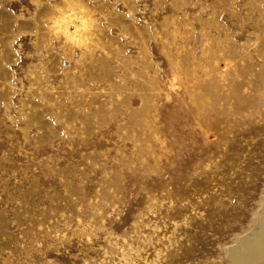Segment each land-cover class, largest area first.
Here are the masks:
<instances>
[{
    "label": "rangeland",
    "instance_id": "1",
    "mask_svg": "<svg viewBox=\"0 0 264 264\" xmlns=\"http://www.w3.org/2000/svg\"><path fill=\"white\" fill-rule=\"evenodd\" d=\"M264 201V0H0V264H228Z\"/></svg>",
    "mask_w": 264,
    "mask_h": 264
},
{
    "label": "bare ground",
    "instance_id": "2",
    "mask_svg": "<svg viewBox=\"0 0 264 264\" xmlns=\"http://www.w3.org/2000/svg\"><path fill=\"white\" fill-rule=\"evenodd\" d=\"M228 264H264V201L250 233L226 252Z\"/></svg>",
    "mask_w": 264,
    "mask_h": 264
}]
</instances>
